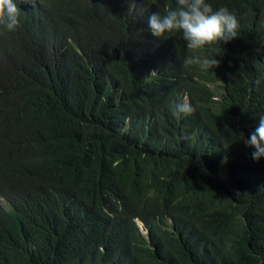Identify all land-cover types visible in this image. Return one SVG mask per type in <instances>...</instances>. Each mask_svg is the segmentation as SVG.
I'll return each mask as SVG.
<instances>
[{"label":"trees","instance_id":"trees-1","mask_svg":"<svg viewBox=\"0 0 264 264\" xmlns=\"http://www.w3.org/2000/svg\"><path fill=\"white\" fill-rule=\"evenodd\" d=\"M208 2L236 39L152 36L175 0H38L0 28V190L32 199L0 207V264H264V158L238 136L264 115V0Z\"/></svg>","mask_w":264,"mask_h":264},{"label":"clouds","instance_id":"clouds-1","mask_svg":"<svg viewBox=\"0 0 264 264\" xmlns=\"http://www.w3.org/2000/svg\"><path fill=\"white\" fill-rule=\"evenodd\" d=\"M37 1L0 0V28L4 27L8 31L16 30L20 32V30H24L21 27L22 23L42 21L44 17L42 13H38L30 19L22 20L25 16L22 12L33 6ZM175 3L176 6L174 8L165 4L163 15L158 11L148 17L146 22L147 29L152 36L165 38L174 32H180L186 42L187 48L190 50L201 49L205 46L220 43L227 44L236 39L239 26L238 20L229 8L219 7L218 9H214L208 0H175ZM194 63H198L202 70L219 67V60L216 58L189 56L182 61V65L186 68ZM217 98L218 96L215 97V99ZM192 111H194V108L185 97L182 102L174 104L171 108V114L177 120L182 116L190 114ZM238 136L245 145L254 149L251 156L255 161L258 162L264 158V115L259 116V122L255 130L248 137H245L242 132ZM17 165L16 163L13 168H16ZM18 167L22 166L18 165ZM14 178H23L26 184L32 179L30 175L13 176ZM16 185L18 189L0 190V207L5 211L10 210L13 205H18L19 211H27L26 207H29L27 200H32L28 198L30 189L27 185ZM23 201L26 202V206L21 204ZM133 220L138 231L147 237L149 230L144 223L137 217H134ZM138 222L146 230L145 233L139 228Z\"/></svg>","mask_w":264,"mask_h":264},{"label":"rangeland","instance_id":"rangeland-1","mask_svg":"<svg viewBox=\"0 0 264 264\" xmlns=\"http://www.w3.org/2000/svg\"><path fill=\"white\" fill-rule=\"evenodd\" d=\"M138 224H139V226H140L139 228L142 230V232H143V233H145V232H146V230H145V229H143V226H142V225H140V222H138Z\"/></svg>","mask_w":264,"mask_h":264}]
</instances>
